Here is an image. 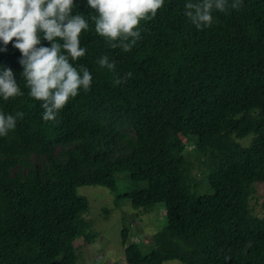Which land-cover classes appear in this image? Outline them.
Segmentation results:
<instances>
[{"label": "trees", "instance_id": "trees-1", "mask_svg": "<svg viewBox=\"0 0 264 264\" xmlns=\"http://www.w3.org/2000/svg\"><path fill=\"white\" fill-rule=\"evenodd\" d=\"M188 2L164 0L129 52L108 48L90 22L73 64L92 85L55 121L29 96L15 41L0 42V71L23 92L0 97V112L24 113L0 137V264H78L75 242L93 236L85 185L138 211L165 210L145 247L130 240L127 218L124 264H264V215L250 204L264 183V0L214 11L202 30L184 15ZM74 4L73 15H95L87 0ZM103 55L115 71L100 67Z\"/></svg>", "mask_w": 264, "mask_h": 264}, {"label": "clouds", "instance_id": "clouds-1", "mask_svg": "<svg viewBox=\"0 0 264 264\" xmlns=\"http://www.w3.org/2000/svg\"><path fill=\"white\" fill-rule=\"evenodd\" d=\"M74 0H0V42L21 53L22 77L29 89V96L42 101L43 120L55 121L59 112L70 98L88 91L92 85V74L84 65L79 69L73 62L85 56L87 49L81 46V34L94 25L95 33L103 37L110 49L129 52L141 38L140 23L154 19L164 0H87V6L94 10L86 20L84 15H73ZM242 0H189L184 5V15L198 29L211 27L213 12L240 10ZM41 33L43 36L41 37ZM41 39L50 43L42 46ZM97 63L101 68L115 71L116 62L108 55L101 56ZM128 72L115 79L119 85L131 78ZM13 71H0V97L4 101L22 96ZM23 112L15 115L0 112V137H6L15 130L17 119H23Z\"/></svg>", "mask_w": 264, "mask_h": 264}, {"label": "rangeland", "instance_id": "rangeland-1", "mask_svg": "<svg viewBox=\"0 0 264 264\" xmlns=\"http://www.w3.org/2000/svg\"><path fill=\"white\" fill-rule=\"evenodd\" d=\"M247 141L246 139L243 142ZM118 188L120 191L125 189L126 181L119 180ZM78 192L89 200L90 209L85 217L91 222L93 235L89 241L80 238L75 242L78 248V264H124V244L120 237L123 225L129 226L128 223L133 221L134 226H130L129 238L138 241L141 247H145L150 236L162 228L165 222L163 207H155L145 213L133 208L126 199L119 200L120 202L116 204L114 193L107 187L85 185L80 186ZM250 204L257 215H264V183L256 185V193ZM123 216L126 218L123 219ZM127 218H132V221ZM163 264L183 263L178 260H168Z\"/></svg>", "mask_w": 264, "mask_h": 264}]
</instances>
